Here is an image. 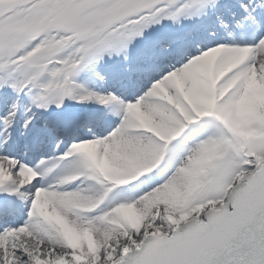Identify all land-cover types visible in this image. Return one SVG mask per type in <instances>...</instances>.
Returning a JSON list of instances; mask_svg holds the SVG:
<instances>
[{"label":"snow or ice","instance_id":"snow-or-ice-1","mask_svg":"<svg viewBox=\"0 0 264 264\" xmlns=\"http://www.w3.org/2000/svg\"><path fill=\"white\" fill-rule=\"evenodd\" d=\"M0 264H264V0H0Z\"/></svg>","mask_w":264,"mask_h":264}]
</instances>
